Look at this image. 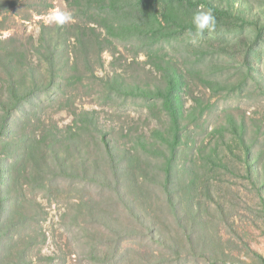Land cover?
<instances>
[{
  "label": "rangeland",
  "instance_id": "rangeland-1",
  "mask_svg": "<svg viewBox=\"0 0 264 264\" xmlns=\"http://www.w3.org/2000/svg\"><path fill=\"white\" fill-rule=\"evenodd\" d=\"M234 1L264 13V0ZM92 5L14 0L0 6V88L9 69L27 84L32 73L49 81L33 48L42 25L56 33L57 25L47 20L50 11L72 14L59 31L65 66L58 67L57 85L33 92L29 104L12 111L0 139V172L10 185L6 190L0 178V264H264V38L259 42V34L245 26L197 37L170 28L168 37L150 45L113 40L115 46L101 53L103 66L94 67L96 78L90 80L88 63L77 60L85 75L78 80L70 67L76 57L71 28L92 25ZM149 49L176 63L186 79V86L174 90L185 118L168 164L167 143L139 154L133 175L121 178L120 192L89 180L37 174L45 169L31 162L26 144L52 126L72 125V110L96 109L122 151L152 127L171 133L160 99L126 97L105 85L126 64L135 75L152 70ZM234 123L242 126L240 136L231 133ZM83 135L90 162L80 166L68 147L66 163L90 175L98 160L107 171L92 134Z\"/></svg>",
  "mask_w": 264,
  "mask_h": 264
},
{
  "label": "trees",
  "instance_id": "trees-1",
  "mask_svg": "<svg viewBox=\"0 0 264 264\" xmlns=\"http://www.w3.org/2000/svg\"><path fill=\"white\" fill-rule=\"evenodd\" d=\"M8 1L14 0H0V6ZM67 1L69 2V0ZM88 3H90V8L93 4V9L97 10L95 15L97 19L94 20L96 23L90 21L92 25L89 28L80 26L71 28L76 57H74L70 67L73 68V71L79 72V61H86L88 64L85 66L89 67L90 70V80L96 78L93 73L94 67L101 68L103 66L101 53L107 47L115 46L113 40L144 42L150 45L165 36L168 37L171 34L168 31L170 28L188 31L192 28L191 17L201 5L204 8L213 9L217 19L216 28L227 27L237 33L238 27L247 26L259 34V42L264 38L262 20L264 13L234 0H88ZM158 9H161L162 15ZM62 28L65 29L66 26H57L56 33L53 34V27L42 25L37 44L33 48L38 63L43 64L45 73L50 78L49 81H38L32 73L30 83L27 84L24 75L17 76L13 74V70H8L4 81L5 85L0 88V139L6 136L5 131L12 111L22 107L24 103L29 104L33 92H46L50 86L57 85L55 78L59 70L58 67L65 66L60 65L62 60L58 45L59 31ZM146 56L149 66L154 70L153 72L151 69L143 68L141 73H137V75L132 72L127 73L133 67L131 64H126L125 67L128 69H124L121 73L114 72L105 80V85L108 86L110 92L115 91L126 97H140L144 100H152V103L160 99L169 116L171 127L168 130H171V133L168 131L169 135L165 136L163 130L152 127L149 129L148 135L143 132L135 134L132 137L130 148L126 147V150L122 151L117 138L112 135V131L100 121L96 109L72 110V125L66 126L64 129L52 126L45 133L34 136L30 143L26 142V151L31 156V162L38 160L45 169L37 168V174L48 172L47 176L51 178L66 176L89 180L106 188H114L117 191L121 185V178L128 174L133 175L134 162L139 160V154L167 143L169 144V151L164 157L165 163L168 164L169 157L174 154L181 139L180 120L185 118L183 111H179L181 108L174 103V90L186 86V79L178 72L176 63L152 54L151 49ZM18 64L22 65V63ZM38 72L41 74L40 71ZM160 74L162 78L154 76ZM14 76L18 78L14 79ZM82 76L85 75L79 72L78 80H81ZM191 100L194 102L191 109H195L197 99L192 97ZM32 106H34L33 103ZM234 124L231 133L234 136L237 134L240 136L239 131L242 132V126H239L238 123ZM73 128L76 130L73 131ZM84 132L92 134L107 171H103L98 160L93 161L90 175L85 173L87 172L86 168L79 171L72 169L71 164L66 163L69 158L65 155L68 147L72 149L73 154H76L80 166L90 162L84 150L86 146ZM119 176L121 177L119 178ZM0 178L6 180L5 187L8 190L10 188L8 174L0 172ZM133 184L138 186L137 182H133ZM2 206L0 203V209ZM129 206L131 210H134L132 205Z\"/></svg>",
  "mask_w": 264,
  "mask_h": 264
},
{
  "label": "clouds",
  "instance_id": "clouds-1",
  "mask_svg": "<svg viewBox=\"0 0 264 264\" xmlns=\"http://www.w3.org/2000/svg\"><path fill=\"white\" fill-rule=\"evenodd\" d=\"M72 19L70 12L61 10H52L47 16L49 23H55L57 26H63ZM192 28L188 30L190 37L204 36L216 30L217 19L212 8H204L203 5L193 13L191 17Z\"/></svg>",
  "mask_w": 264,
  "mask_h": 264
}]
</instances>
